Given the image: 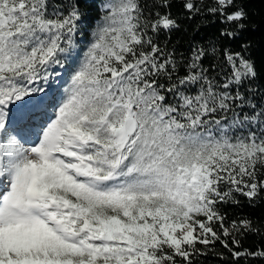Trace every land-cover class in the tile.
<instances>
[{"label": "snow or ice", "instance_id": "6c2138e0", "mask_svg": "<svg viewBox=\"0 0 264 264\" xmlns=\"http://www.w3.org/2000/svg\"><path fill=\"white\" fill-rule=\"evenodd\" d=\"M249 2L215 0L235 27L196 28L183 53L193 0H0V264H193L216 241L264 258L219 208L264 201V62L247 40L217 48L248 31Z\"/></svg>", "mask_w": 264, "mask_h": 264}, {"label": "trees", "instance_id": "16d2710c", "mask_svg": "<svg viewBox=\"0 0 264 264\" xmlns=\"http://www.w3.org/2000/svg\"><path fill=\"white\" fill-rule=\"evenodd\" d=\"M97 2L100 5H104L112 3L113 0H97ZM193 3L199 9V14H196L191 20H182L184 31L174 32L172 34L173 42L180 38L178 48L179 51L183 53L187 51L188 40L193 34L194 29L199 28V31L196 32L197 39H203V41L207 43V41L213 38H219V30L225 27H235V24L229 25L222 22L219 13L213 14L208 11L210 8L217 6L215 0H193ZM81 7L82 10L86 8L85 5H81ZM246 7L249 13V18L247 20L248 31L243 33L241 40L230 41L227 38L219 40L217 48H219L220 44H224L229 46L233 51H240L242 40L250 41L252 45V54L259 64L264 62V3H262L261 0H251ZM182 10V4H172L171 11L173 15ZM160 11L163 12L164 9H160ZM229 11H231V9H229ZM105 14L106 11L102 7L99 10L95 6L92 8L89 19V34L82 50H86V44L91 42V32L95 27V22ZM184 15L187 16L189 13L184 11ZM76 39L81 40L82 37L78 34ZM160 39H163V33H161ZM169 48H171V44ZM207 51L209 57H219L221 61L223 60V55L219 51L213 53L210 46L207 47ZM205 63H207V61H205ZM72 70H74V68ZM183 72L184 69L181 68L180 74H183ZM70 75L71 71L64 72L63 80L55 82L58 93H63L68 88ZM258 178L264 179V169L261 170V174ZM237 199L240 201L239 205H219L220 210L226 213L225 226L230 227L233 220L239 221L241 219H248L258 231L245 232L243 236L237 234V239H240L242 248L236 250L247 248L250 251H255L259 247H264V201L257 198V200L250 204L249 201L242 196H237ZM214 227L219 229V223L217 222ZM222 239H228L229 243H231L230 237L224 238L222 236ZM197 248H199L203 254L195 255L192 258L193 264H264V258L245 257L237 260L232 256L229 249L225 248L220 241H216L208 246L197 244Z\"/></svg>", "mask_w": 264, "mask_h": 264}, {"label": "rangeland", "instance_id": "374dc122", "mask_svg": "<svg viewBox=\"0 0 264 264\" xmlns=\"http://www.w3.org/2000/svg\"><path fill=\"white\" fill-rule=\"evenodd\" d=\"M31 138V137H30ZM18 139H19V137H18ZM25 141L24 140H21V143H24ZM25 146L27 147V146H29L28 144H25Z\"/></svg>", "mask_w": 264, "mask_h": 264}]
</instances>
